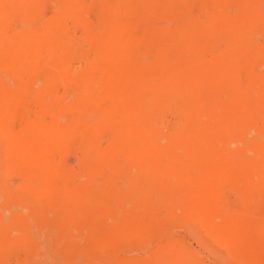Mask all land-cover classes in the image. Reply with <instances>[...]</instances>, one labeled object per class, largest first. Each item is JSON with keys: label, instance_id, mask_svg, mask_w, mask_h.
Masks as SVG:
<instances>
[{"label": "rangeland", "instance_id": "1", "mask_svg": "<svg viewBox=\"0 0 264 264\" xmlns=\"http://www.w3.org/2000/svg\"><path fill=\"white\" fill-rule=\"evenodd\" d=\"M4 93L0 264H264V0H0Z\"/></svg>", "mask_w": 264, "mask_h": 264}, {"label": "bare ground", "instance_id": "2", "mask_svg": "<svg viewBox=\"0 0 264 264\" xmlns=\"http://www.w3.org/2000/svg\"><path fill=\"white\" fill-rule=\"evenodd\" d=\"M55 79L58 80V77H55ZM55 79L48 80L45 84V87L52 88L53 84L56 82ZM21 105L22 103L20 99L14 98L9 93H4L2 96V100L0 101V108L3 110L4 115L6 117H9L10 114H12L13 112H18ZM44 107L46 109V105H44ZM7 125L8 123L0 120V174L2 175V177H3V174L5 177L10 176V175H15V174L18 176V172H20L19 174L22 175L21 172L29 171L27 169H29L31 163L35 162V156L36 154H38L37 149H35L33 145L27 142V138L25 136L20 137V136H16L12 134L11 132H9V129H7ZM27 129L28 131L31 130L32 132L36 134H42V133H47V132L51 133L52 135L57 134V131H56L57 127L55 124H48V123L46 124L40 120H29ZM27 176L30 177L29 175ZM24 178H27V177H24ZM25 180L26 182L29 183V181L31 182L32 179L29 178ZM26 186H27V183H26ZM30 188L28 189L29 191L31 190ZM33 192L36 193L35 191ZM38 194L36 197H40V195L38 196ZM200 222L204 223L203 220H200Z\"/></svg>", "mask_w": 264, "mask_h": 264}]
</instances>
